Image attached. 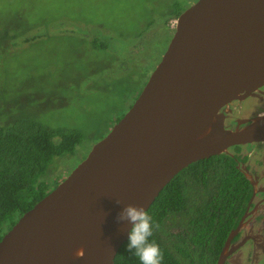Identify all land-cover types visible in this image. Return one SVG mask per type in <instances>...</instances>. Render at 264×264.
I'll return each mask as SVG.
<instances>
[{
  "label": "water",
  "instance_id": "obj_1",
  "mask_svg": "<svg viewBox=\"0 0 264 264\" xmlns=\"http://www.w3.org/2000/svg\"><path fill=\"white\" fill-rule=\"evenodd\" d=\"M262 86L264 0L195 1L123 116L3 234L0 264H113L126 204L147 210L189 163L264 140V113L235 128L220 113Z\"/></svg>",
  "mask_w": 264,
  "mask_h": 264
},
{
  "label": "trees",
  "instance_id": "obj_2",
  "mask_svg": "<svg viewBox=\"0 0 264 264\" xmlns=\"http://www.w3.org/2000/svg\"><path fill=\"white\" fill-rule=\"evenodd\" d=\"M148 10L151 15L152 9ZM182 10L177 0H169L160 14L166 15L163 19L167 17L166 21H170L176 19ZM37 26L40 25H28L24 28ZM101 27L105 31L104 26ZM146 28L147 26L142 32ZM163 28L168 32L164 25ZM142 32L127 35L116 29H109V32L94 33L92 37L64 32L54 34L49 38L51 42L44 46H53L59 51L60 47L75 37H85L91 41V55L103 52V55L112 59L114 56L111 53H115V50H110L109 47L115 46L105 36L116 33L119 39L132 36L138 38L136 44L131 46L136 47L133 50L135 52H128L132 59L129 60L133 62L127 66L128 62L124 58L120 66L124 69L123 74L112 77L114 79L111 80L124 84L128 89L127 100L121 94L125 90L114 84L111 89L115 96H119L120 101L116 97L104 99L112 114L121 112L115 119L117 122L137 97L148 77V58L153 45L141 36ZM16 37L18 33L14 32L12 26H1L0 64L9 53L10 44L22 43L13 42ZM37 38L40 36L25 35L26 42ZM120 43L119 48L126 50L128 45L122 40ZM106 67L101 68L100 72ZM130 95H133L132 98H129ZM83 139L82 125H49L33 115L17 114L0 124V240L25 211L59 183L64 175L59 159L62 158V165L67 164L70 159L65 157H73L76 146ZM234 164L233 158L222 154L188 164L169 180L147 208L146 211L153 220V236L150 240H155L162 249V264H198L196 260L203 257L206 248L211 254H217L231 226L229 223L234 211L236 215L239 212L235 207V198L241 202L250 194ZM128 242L127 239L121 244L113 264H141L128 251Z\"/></svg>",
  "mask_w": 264,
  "mask_h": 264
},
{
  "label": "rangeland",
  "instance_id": "obj_3",
  "mask_svg": "<svg viewBox=\"0 0 264 264\" xmlns=\"http://www.w3.org/2000/svg\"><path fill=\"white\" fill-rule=\"evenodd\" d=\"M168 1L0 0V28L3 25L12 26L19 37L13 42H22L10 44L9 53L0 64V124L18 114L38 116L39 120L49 125H82L84 129V139L76 146L74 156L65 157L70 159L65 165H62V158L59 159L60 168L63 166L64 169L59 182L87 156L93 144L110 130L116 117L121 115V112L112 114L104 99L116 97L120 101L111 89L113 84L120 85L125 90H121L123 99L127 98L128 89L124 84L111 80L123 74L124 69L120 66L124 58L127 66L133 62L129 60L128 52L136 49L131 46L136 44L138 38L119 39L116 33L105 36L115 46L109 47L115 50V53H111L114 56L112 59L103 52L91 55V41L85 37H75L59 51L56 47L44 45L51 42L49 38L54 34L64 32L92 37L94 33L116 29L134 35L147 26L141 36L153 45L148 58L149 76L161 59L174 30L171 27L174 19L166 21L167 17L163 19L166 15L160 14ZM177 1L184 10L197 0ZM149 8L152 9L151 15ZM149 23L152 24L148 26ZM28 25L40 26L24 28ZM27 34L40 38L26 42ZM121 40L128 45L126 50L119 48ZM105 66L106 69L100 72ZM250 110L243 105L236 108L235 113L249 114Z\"/></svg>",
  "mask_w": 264,
  "mask_h": 264
},
{
  "label": "flooded vegetation",
  "instance_id": "obj_4",
  "mask_svg": "<svg viewBox=\"0 0 264 264\" xmlns=\"http://www.w3.org/2000/svg\"><path fill=\"white\" fill-rule=\"evenodd\" d=\"M256 92L257 95L234 100L220 109L226 127H242L250 121H240L264 113V86ZM243 105L251 109L249 114H236L235 109ZM221 154L234 159L250 194L241 202L235 198L239 212L236 215L234 211L231 226L217 254H211L206 248L203 257L196 261L198 264H264V140L235 145L217 155Z\"/></svg>",
  "mask_w": 264,
  "mask_h": 264
},
{
  "label": "clouds",
  "instance_id": "obj_5",
  "mask_svg": "<svg viewBox=\"0 0 264 264\" xmlns=\"http://www.w3.org/2000/svg\"><path fill=\"white\" fill-rule=\"evenodd\" d=\"M125 220L132 224L128 236V251L137 257L141 264H162L163 251L155 240H150L153 236V220L145 208L126 204L117 216V221ZM82 254V249L77 250V256H82Z\"/></svg>",
  "mask_w": 264,
  "mask_h": 264
},
{
  "label": "built area",
  "instance_id": "obj_6",
  "mask_svg": "<svg viewBox=\"0 0 264 264\" xmlns=\"http://www.w3.org/2000/svg\"><path fill=\"white\" fill-rule=\"evenodd\" d=\"M176 25V19H174L172 22H171V27L174 28Z\"/></svg>",
  "mask_w": 264,
  "mask_h": 264
}]
</instances>
